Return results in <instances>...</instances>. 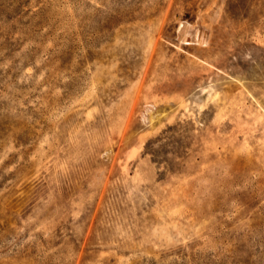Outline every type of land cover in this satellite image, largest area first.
Wrapping results in <instances>:
<instances>
[{
	"label": "rangeland",
	"instance_id": "rangeland-1",
	"mask_svg": "<svg viewBox=\"0 0 264 264\" xmlns=\"http://www.w3.org/2000/svg\"><path fill=\"white\" fill-rule=\"evenodd\" d=\"M0 264H264V0H0Z\"/></svg>",
	"mask_w": 264,
	"mask_h": 264
}]
</instances>
